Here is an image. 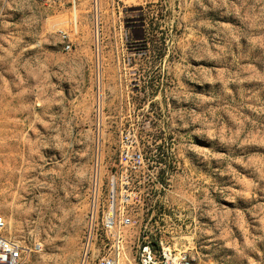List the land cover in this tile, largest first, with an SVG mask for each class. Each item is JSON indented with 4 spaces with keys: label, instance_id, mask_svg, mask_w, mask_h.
I'll list each match as a JSON object with an SVG mask.
<instances>
[{
    "label": "rangeland",
    "instance_id": "1",
    "mask_svg": "<svg viewBox=\"0 0 264 264\" xmlns=\"http://www.w3.org/2000/svg\"><path fill=\"white\" fill-rule=\"evenodd\" d=\"M125 136L194 264H264V0H0V216L27 264L78 263Z\"/></svg>",
    "mask_w": 264,
    "mask_h": 264
},
{
    "label": "built area",
    "instance_id": "2",
    "mask_svg": "<svg viewBox=\"0 0 264 264\" xmlns=\"http://www.w3.org/2000/svg\"><path fill=\"white\" fill-rule=\"evenodd\" d=\"M65 51L70 50L69 38L62 33ZM96 65V80L100 75ZM99 111V105L96 106ZM144 159L136 152L128 136L120 140L117 165L114 177L110 181V202L106 211L99 210L94 196L95 185H92V200L86 216V225L81 236L79 260L77 264H194L187 253L186 237L181 228L178 235L170 237L167 223L170 217L164 213L156 216V204H160V192L163 185L155 175H146L143 171ZM142 175L143 182L150 183V191L137 192L135 182L137 175ZM147 178V179H145ZM137 210L150 212L145 222L137 217ZM147 217V215H146ZM156 225L149 231L147 225ZM158 223H162L158 226ZM139 228L137 246L133 258L125 252L126 238L134 229ZM6 223L0 216V264H27L30 255L36 252L35 247L27 248L19 242L7 238ZM153 233L150 238L147 233ZM169 235V236H168Z\"/></svg>",
    "mask_w": 264,
    "mask_h": 264
},
{
    "label": "trees",
    "instance_id": "3",
    "mask_svg": "<svg viewBox=\"0 0 264 264\" xmlns=\"http://www.w3.org/2000/svg\"><path fill=\"white\" fill-rule=\"evenodd\" d=\"M157 149H158V147H157V148H154L153 150H154L155 152H157ZM153 150H152V149L149 150V149L147 148V152H148V153L153 152ZM158 156H159V154H155V153L152 154V157L155 158L157 162H159V160H160V159H158Z\"/></svg>",
    "mask_w": 264,
    "mask_h": 264
}]
</instances>
